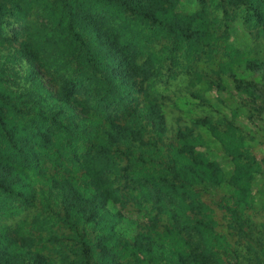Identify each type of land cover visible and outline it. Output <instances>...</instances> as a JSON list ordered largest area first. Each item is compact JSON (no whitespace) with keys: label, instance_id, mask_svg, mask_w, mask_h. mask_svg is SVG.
I'll return each instance as SVG.
<instances>
[{"label":"trees","instance_id":"1","mask_svg":"<svg viewBox=\"0 0 264 264\" xmlns=\"http://www.w3.org/2000/svg\"><path fill=\"white\" fill-rule=\"evenodd\" d=\"M177 2L0 0V217L34 207L42 179L61 208L56 223L40 212L32 222L1 225L0 264H126L137 246L145 257L136 264H154L157 255L171 264H264V228L246 214L255 157L229 143L236 165L228 177L196 152L192 129L179 132V147L165 154L156 87L165 77L177 80V70L195 74L214 27L230 14L264 27V0H201L193 14L174 10ZM17 62L26 64L25 75ZM245 70L264 77V60H246ZM238 82L248 98L261 97L257 84ZM224 182L237 189L236 199L218 203L228 237L214 231L200 191ZM135 192L140 206L150 203L168 222L164 232L127 241L109 230L117 215L101 198L121 203ZM57 223L69 234L54 231Z\"/></svg>","mask_w":264,"mask_h":264},{"label":"rangeland","instance_id":"2","mask_svg":"<svg viewBox=\"0 0 264 264\" xmlns=\"http://www.w3.org/2000/svg\"><path fill=\"white\" fill-rule=\"evenodd\" d=\"M203 8L201 0H178L174 10L193 14ZM217 12L222 14L219 10ZM214 30L216 38L211 47H207L205 53L201 54L202 60L193 71L195 74L188 76L177 70L180 73L177 80L165 77L156 84L168 127V133L161 143L164 153L172 156L175 148L179 147V132L192 129L193 137L198 138L196 152L205 155L209 162L214 163L228 177L234 175L236 161L227 150V145L231 143L235 151L249 152L255 157L258 170L247 195L252 205L247 208L246 214L257 226L264 228V77L245 70L246 60H264V27L245 24L232 13L223 24L216 25ZM14 67L21 76L25 75V63H14ZM41 79L51 87L48 76L43 74ZM239 80L257 84L261 97L248 98V94L237 89ZM164 81H169L170 86L163 85ZM198 120H206V124L198 125ZM209 124L217 130H211ZM146 166L152 170L150 164ZM42 180L41 183H35L38 196L34 207L19 216L2 215L0 226L17 225L24 220L32 222L40 212L43 217L52 215L53 223L58 222V213L61 212L58 192L51 190ZM235 190V187L225 182L219 186H201V199L213 210L212 216L217 223L214 231L219 235L228 237V216L219 208L218 203H223L224 199H233L237 195ZM136 195L138 192L123 199L121 203H114L109 196L101 198L108 211L117 215V218L106 223L109 224V230L127 241H133L139 234L147 232L153 235L157 231L164 232L168 222L167 217L158 215V210H154L150 203L143 200L140 206L135 200L138 199ZM58 225L52 229L61 235L69 234L67 230H60ZM88 231L90 237L95 238L93 228L89 227ZM136 249L138 254L134 259L125 255L122 262L142 263L145 254L141 246ZM165 256L170 255L166 252ZM52 259L56 260L57 255L52 254ZM155 259L154 264L172 263L158 255Z\"/></svg>","mask_w":264,"mask_h":264}]
</instances>
